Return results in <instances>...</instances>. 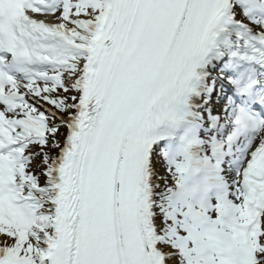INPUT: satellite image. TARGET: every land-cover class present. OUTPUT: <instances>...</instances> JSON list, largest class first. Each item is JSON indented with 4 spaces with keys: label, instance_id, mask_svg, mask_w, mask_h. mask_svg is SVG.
I'll return each instance as SVG.
<instances>
[{
    "label": "snow or ice",
    "instance_id": "snow-or-ice-1",
    "mask_svg": "<svg viewBox=\"0 0 264 264\" xmlns=\"http://www.w3.org/2000/svg\"><path fill=\"white\" fill-rule=\"evenodd\" d=\"M0 264H264V0H0Z\"/></svg>",
    "mask_w": 264,
    "mask_h": 264
}]
</instances>
